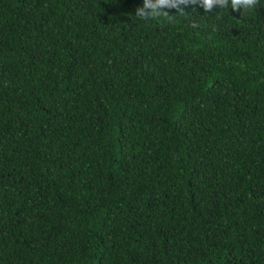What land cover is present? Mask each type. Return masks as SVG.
<instances>
[{
    "label": "trees",
    "instance_id": "16d2710c",
    "mask_svg": "<svg viewBox=\"0 0 264 264\" xmlns=\"http://www.w3.org/2000/svg\"><path fill=\"white\" fill-rule=\"evenodd\" d=\"M140 3L0 0V264H264V0Z\"/></svg>",
    "mask_w": 264,
    "mask_h": 264
},
{
    "label": "clouds",
    "instance_id": "9594fccd",
    "mask_svg": "<svg viewBox=\"0 0 264 264\" xmlns=\"http://www.w3.org/2000/svg\"><path fill=\"white\" fill-rule=\"evenodd\" d=\"M201 5L204 9L203 15H193V10L186 11L188 5ZM257 0H141V3L135 8L133 14L137 20L151 21L161 20L163 23H176L179 19L183 18L187 20L192 27H196V17H203L205 14H209L214 5L218 6V10L215 11L214 16L219 19V13L221 9H225L227 12L229 8L233 11H239L241 17L250 13L256 6ZM174 8L176 11L174 14H169L167 9Z\"/></svg>",
    "mask_w": 264,
    "mask_h": 264
}]
</instances>
